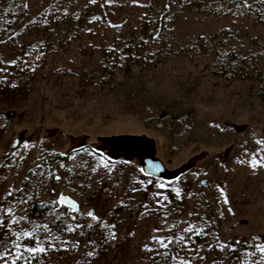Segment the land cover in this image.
<instances>
[{
    "label": "rangeland",
    "instance_id": "374dc122",
    "mask_svg": "<svg viewBox=\"0 0 264 264\" xmlns=\"http://www.w3.org/2000/svg\"><path fill=\"white\" fill-rule=\"evenodd\" d=\"M253 153L264 0H0L9 264H264ZM144 156L165 172L145 174ZM37 241L50 247L32 257Z\"/></svg>",
    "mask_w": 264,
    "mask_h": 264
},
{
    "label": "snow or ice",
    "instance_id": "6c2138e0",
    "mask_svg": "<svg viewBox=\"0 0 264 264\" xmlns=\"http://www.w3.org/2000/svg\"><path fill=\"white\" fill-rule=\"evenodd\" d=\"M257 151H261V149H258ZM251 165L252 167L255 169L257 166H264V158H260L258 159L256 157V154L253 153V158L251 160ZM55 180L59 181L61 179V176L59 175H55L53 177ZM160 187H163V185H160ZM21 191H23L21 189ZM8 196H11L12 195V192L9 191L7 193ZM64 201V197L61 195L59 197V202H63ZM53 204L56 203V201H52ZM11 209H7V212L8 213H11ZM87 216L91 217L92 219L94 220H99V217H97L93 212L89 211L87 213ZM15 223V221H13ZM4 223L3 220H0V226H2ZM68 231H73V229L69 228ZM186 231H191V228L189 229H186ZM25 236L29 237L30 239L33 238L32 234L31 233H24ZM154 240H156V242L158 244H161L163 247L167 248L168 247V244L165 243V241L163 239H160V238H157V237H153ZM0 245H4L5 247V251L3 253H0V260H4L5 261V264H9V262L6 260V257L9 255V252H8V249H7V243L3 240H0ZM14 247L16 248H20L21 245L20 244H15ZM48 247L50 246H45L42 242H39L37 241L35 246H32V247H26L25 248V251H27L32 257H35L36 255L38 254H46L47 251H48ZM145 248L148 249V246L145 245ZM149 251H151V249H148ZM261 252H264V248H261L260 249ZM21 259H25L23 253H18L15 258L10 262V264H18V261H20ZM25 264H31V261L29 260H26L25 259Z\"/></svg>",
    "mask_w": 264,
    "mask_h": 264
},
{
    "label": "water",
    "instance_id": "95a60500",
    "mask_svg": "<svg viewBox=\"0 0 264 264\" xmlns=\"http://www.w3.org/2000/svg\"><path fill=\"white\" fill-rule=\"evenodd\" d=\"M141 161L145 174L151 177H158L159 175L165 172L163 164L155 158H152L150 156H144ZM204 184L205 182L203 181L202 185Z\"/></svg>",
    "mask_w": 264,
    "mask_h": 264
},
{
    "label": "trees",
    "instance_id": "16d2710c",
    "mask_svg": "<svg viewBox=\"0 0 264 264\" xmlns=\"http://www.w3.org/2000/svg\"><path fill=\"white\" fill-rule=\"evenodd\" d=\"M108 141H114L116 140V138H107ZM114 143V142H113ZM109 149H116V151H120V147L118 146H112L111 144L110 145H107ZM65 158V157H64ZM44 209H42V205L41 203H36L34 206H33V211H43ZM245 243L244 242H239L237 245H238V248H245L246 246L244 245ZM239 250V249H238Z\"/></svg>",
    "mask_w": 264,
    "mask_h": 264
}]
</instances>
